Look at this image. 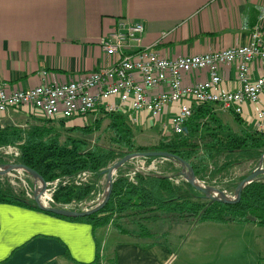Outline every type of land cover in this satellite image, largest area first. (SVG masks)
<instances>
[{
  "label": "crops",
  "instance_id": "crops-1",
  "mask_svg": "<svg viewBox=\"0 0 264 264\" xmlns=\"http://www.w3.org/2000/svg\"><path fill=\"white\" fill-rule=\"evenodd\" d=\"M119 19L142 24V47L174 59L241 47L255 25L264 36V0H0V82L28 89L42 83V73L60 84L111 66L115 58L99 42ZM220 75L222 89H236L235 64L222 67ZM251 76L264 77V62L252 63ZM207 78L200 72L185 84ZM259 111L264 113V91L239 115L249 130H256ZM230 113L219 117L230 119ZM14 114L32 120L16 111L0 119ZM154 225L158 239H145L154 232L140 237L135 231L130 239L114 225L94 230L0 204V264H264L262 227L188 220Z\"/></svg>",
  "mask_w": 264,
  "mask_h": 264
},
{
  "label": "trees",
  "instance_id": "trees-1",
  "mask_svg": "<svg viewBox=\"0 0 264 264\" xmlns=\"http://www.w3.org/2000/svg\"><path fill=\"white\" fill-rule=\"evenodd\" d=\"M214 107L193 106L182 134H167L149 147L135 143L123 114L103 113L100 119L82 127H66L68 119L35 117L24 125L4 123L0 125V148H17V163L33 169L47 183L58 182L51 188L52 207L82 211L81 205L92 202L100 193L104 170L125 155L139 152L176 155L193 168L200 182L233 194L264 155V132L249 130L238 115L230 113L236 126L233 129L215 113ZM100 129L101 134L95 136ZM127 167L128 164L117 171L111 198L97 213L83 218L52 216L86 223L94 230L114 225L120 233L129 234L133 228L140 237L151 235L154 230L149 226L160 221L240 223L264 228V178L248 184L238 203L223 204L205 200L170 161L159 166L160 174L136 173L132 178L125 171ZM244 167L254 168L243 176H234ZM83 174L86 182L76 185V178ZM24 183L25 187L17 180L13 183L5 175L0 176V204L40 211L32 199V180ZM123 222L131 228H123Z\"/></svg>",
  "mask_w": 264,
  "mask_h": 264
},
{
  "label": "built area",
  "instance_id": "built-area-1",
  "mask_svg": "<svg viewBox=\"0 0 264 264\" xmlns=\"http://www.w3.org/2000/svg\"><path fill=\"white\" fill-rule=\"evenodd\" d=\"M143 35L142 24L119 19L112 32L99 42L106 56L115 58L111 66L60 84L48 82L46 73H42V83L28 89H11L0 82V115L16 111L39 119L59 120L81 118L93 112L130 113L129 122L137 124L146 118L160 121L169 112L171 117L164 121L161 134L167 132L165 127H170L172 134L180 135L193 106L211 104L239 116L243 106L256 104L264 91V77L251 76L252 63L264 62V36L259 25L251 29L249 41L241 47L174 59L160 56L152 47H142ZM232 64L236 65L237 87L224 90L220 69ZM200 72L207 73L208 78L185 84L186 77ZM255 119L256 130L263 132L264 113L257 112ZM0 150L5 162H16L17 148L8 146ZM133 161L140 165L130 166V178L140 173L139 169L160 174L159 166L166 160ZM86 180L83 174L75 184ZM57 185L58 182L50 183L49 198L51 188Z\"/></svg>",
  "mask_w": 264,
  "mask_h": 264
},
{
  "label": "water",
  "instance_id": "water-1",
  "mask_svg": "<svg viewBox=\"0 0 264 264\" xmlns=\"http://www.w3.org/2000/svg\"><path fill=\"white\" fill-rule=\"evenodd\" d=\"M263 157L264 155H262L259 159L257 166L238 183L233 194H228L215 186L206 185L200 182L197 179L193 168L185 160L176 155L167 152H139L127 154L109 165L106 170H104L103 175L106 185V193L104 198L92 208L87 210L84 209L82 211H75L64 207L60 208L50 206V198L46 197V191L48 192V189H50V183L45 182V180L37 172L27 166H24L23 164H19L17 162H5L0 164V176L9 175L10 173H20L30 178L34 186L32 190V199L36 207L43 213L64 218H83L97 213L108 204L112 195L113 182L116 178L115 174H117V171L120 168L124 167V165L130 163L133 160L158 158L170 161L181 169L180 176L182 179L187 182L194 190H196L205 200L210 202H220L223 204H236L240 201L242 192L248 184L257 181L260 178H264ZM200 184L204 185L207 190H209V192H202L200 190ZM26 188L28 189L27 186Z\"/></svg>",
  "mask_w": 264,
  "mask_h": 264
},
{
  "label": "rangeland",
  "instance_id": "rangeland-1",
  "mask_svg": "<svg viewBox=\"0 0 264 264\" xmlns=\"http://www.w3.org/2000/svg\"><path fill=\"white\" fill-rule=\"evenodd\" d=\"M215 108V113L219 116L222 115V110L220 111L219 108L217 107H214ZM24 115V114H23ZM103 116V113L101 112H93V113H90L89 115L85 116V117H81V118H74V119H68L65 123V126L66 127H71V126H86V125H89L91 122H93L94 120H97V119H100L101 117ZM125 118H126V123L131 127V129L133 130V133H134V140H135V143L137 145H140V146H147L149 147L150 144H152V142H154L155 140H158L160 138H163V136L167 135V134H170L171 131H170V127L167 129V127H165V130H167V132L165 134H161V131H162V128L164 127L165 123H164V120L163 118L160 119V121H151L149 119H145L143 121H139L137 124H131L128 120L129 116H130V113H126L124 114ZM222 120H224L225 122H227L228 124L231 125V127L233 129H236V126L232 124L231 120L229 119V117L227 119H225V117H221ZM224 118V119H223ZM26 118L21 116V115H17V114H14V115H10L9 117H5L2 118V120L0 119V124H3V123H10V124H22L24 125V120ZM77 119V121H76ZM162 122V123H161ZM138 126V127H137ZM101 129L96 131L94 133V135H98V134H101ZM1 151L0 150V156H1ZM18 157V156H17ZM5 159V158H4ZM3 159V160H4ZM158 160V159H157ZM129 166L126 168V172H129V168L130 166L132 167H137L138 165H140V163L136 162V161H132L130 164H128ZM159 165V164H158ZM264 165V164H263ZM254 167H244V168H241L239 169L235 174L234 176L238 177V176H243L245 174H247V172H249V170L253 169ZM139 171H141L140 173L142 175L146 174V173H150V172H154V171H149V170H146V169H139ZM186 174V173H185ZM116 175V174H115ZM6 177H8L11 182L13 183H16V180L19 182V184H21V186L25 187V183H24V180L26 179H29L27 176L23 175V174H18V173H10L9 175H5ZM185 179V178H184ZM101 190H100V193H98L95 198L93 199L92 202L88 203V204H84V205H81L82 208L84 209H90L92 208L93 206L97 205L105 196V193H106V185H105V181H104V176H103V179L101 181ZM227 193V192H226ZM49 193L46 191V197L49 198ZM162 222V221H160ZM159 222V223H160ZM123 228L125 229H130L131 226L128 225L127 223L123 222L121 223ZM161 226H163L164 224H160ZM154 224L153 226L151 227L152 230H154V234H152L153 236L152 237H149V238H145V239H148V240H155V239H158L159 235H156L158 230H156L154 228ZM157 229H159V226L156 225ZM131 231H134V229H130ZM133 235V234H132ZM132 235H126V237L124 238H127V237H130L133 238V239H136V237H131ZM141 239V238H140Z\"/></svg>",
  "mask_w": 264,
  "mask_h": 264
},
{
  "label": "bare ground",
  "instance_id": "bare-ground-1",
  "mask_svg": "<svg viewBox=\"0 0 264 264\" xmlns=\"http://www.w3.org/2000/svg\"><path fill=\"white\" fill-rule=\"evenodd\" d=\"M200 190H201L202 192H204V193L209 192V190H207V188H206L204 185H202V184H200ZM64 208H68V207H64ZM82 210H84V208H82Z\"/></svg>",
  "mask_w": 264,
  "mask_h": 264
}]
</instances>
